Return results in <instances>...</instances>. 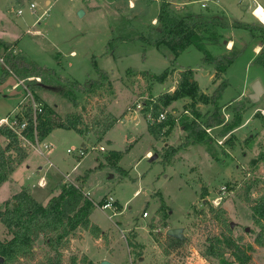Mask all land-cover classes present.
<instances>
[{
	"label": "rangeland",
	"instance_id": "rangeland-1",
	"mask_svg": "<svg viewBox=\"0 0 264 264\" xmlns=\"http://www.w3.org/2000/svg\"><path fill=\"white\" fill-rule=\"evenodd\" d=\"M202 1L170 0V3L177 11L208 10L264 27V0H209L208 8L202 7ZM161 2L0 0V38L13 42L16 53L28 62L53 68L59 74L58 78L44 74L40 81L21 79L14 73L9 76L0 84V120L10 112L21 117L31 100L39 97L42 105L51 106L60 119L72 113L82 114L86 133L83 137L74 129L59 128L42 142L31 141L25 146L31 155L29 164L34 169L42 168L35 169L33 174L29 172L24 179L25 170L21 169L17 176L43 202L69 183H83L84 192H90L89 197L96 202L92 218L106 229L101 227L103 234L96 238L79 227L66 251L67 261L75 256L77 264H99L101 259L116 264H219L204 249L209 244L208 237L223 230L222 221L209 210L214 206L225 209V219L236 239L255 246L251 264H264V246L255 243L260 227L253 219L252 209L264 194V117L258 113L252 119L255 109L252 104L256 102L246 97L250 96L255 80L264 86V66L257 63L251 47L245 48L230 64L226 72L228 85L220 99L223 123L207 127L210 130L205 136L207 141L184 145L188 132L180 119L165 127L166 132L156 139L148 130L149 117L141 109L134 112L138 101L145 102L143 97L157 99L163 92H171L178 84V69L191 68L205 92L212 94L215 90L214 66L203 61V53L197 47L187 48L172 64L170 55L142 40H120L108 45L117 36H155L152 27L158 25L154 17L160 12ZM31 3L36 4L34 10ZM80 10L84 11L82 16ZM225 34L237 47L255 44L247 32ZM4 55L5 48L0 44V57ZM4 65L0 60V72ZM97 68L110 74L109 84L100 91L85 94L74 89L70 98L62 90L67 83L60 76L84 83L88 78H97ZM166 69L168 76L158 82L155 76ZM247 104L250 105L243 117ZM166 109L177 110L178 114L189 109L191 115L183 117L191 120L196 116L208 118L214 106L191 99L186 103L175 101ZM237 109L240 124L226 133L235 122ZM131 113L132 117L126 119ZM108 114L123 115L126 122L117 121L99 141L94 132L100 127L94 120H105ZM249 117L252 120L247 129L237 131L241 121ZM1 140L6 146L8 141L3 137ZM38 142L43 149L46 142L54 144L50 157L37 148ZM83 143L89 148L86 155L80 156L77 151L84 147ZM100 145L106 149L100 150ZM178 147L181 148L171 162H164L166 148ZM69 148L73 152L69 153ZM112 150L122 152L117 165L124 172L112 167L108 160ZM154 154L158 157L151 161ZM42 178L46 179V187L39 186ZM7 192V185L0 188V201L7 197ZM110 195L117 200L116 211L101 207ZM4 203L0 209L5 208ZM174 227L183 228L185 238L184 244L176 249L169 246L167 235V230ZM10 237L0 222V239ZM44 246L41 238L36 244L38 258L44 255ZM226 256L233 259L229 253Z\"/></svg>",
	"mask_w": 264,
	"mask_h": 264
},
{
	"label": "trees",
	"instance_id": "trees-1",
	"mask_svg": "<svg viewBox=\"0 0 264 264\" xmlns=\"http://www.w3.org/2000/svg\"><path fill=\"white\" fill-rule=\"evenodd\" d=\"M167 0H162L161 9L157 17L158 25L153 28L155 36H117L112 37L108 43L112 46L116 41L142 40L145 44L155 46L166 56H171V63L190 46L197 47L203 53V61L214 66L218 74H226L230 64L242 53L243 48L234 47L231 51L214 55L209 50V45L220 41L222 30L229 28L245 29L250 32L251 37H260L264 42L263 24H255L240 20H231L223 14L201 13L190 10L177 11ZM0 44L5 48V65L0 72V84L7 81L13 73L21 79L41 77L47 74L50 77H59L53 68L30 63L26 58L15 52V44L0 38ZM257 63L264 66V48L256 58ZM97 78H88L84 83L70 80L63 75L60 78L64 84L65 94L71 98L74 89L85 94H93L100 91L109 84L110 74L107 70L97 68ZM168 76V69L156 75L158 82H163ZM39 85H45L39 82ZM228 85V79L222 81L211 95L201 91L198 81L194 77L192 69L180 72L178 85L173 92H163L155 101L145 100L142 109L143 115L147 118L152 113L154 118L169 107L173 102L191 98L200 100L214 106L213 114L206 119H199L198 116L189 120L187 116H181L180 121L188 132L187 142L184 145L203 143L207 133V127L217 126L223 123L221 118L220 99ZM38 102H42L37 97ZM241 109V108H240ZM235 122L227 129L228 133L240 124L241 114L237 109ZM24 118L28 120V127L24 134L30 141L38 139L43 141L54 129H74L81 136L86 134L82 125L83 115L72 113L63 119L58 118L56 111L51 106H44L43 112H38L35 122V111L30 102L24 112ZM118 119L113 114H108L105 120L95 119L94 123L100 127L98 132L99 141L103 139L117 123ZM176 122L175 117L168 113L162 122L155 120L148 122L149 132L159 139L166 132L168 125ZM88 129V126H86ZM225 133V134H226ZM8 143L3 145L1 138ZM183 145V146H184ZM178 148H166L164 162H171ZM29 156L28 150L22 145L19 135L7 125L0 126V187L11 177L16 168ZM108 157L112 167L124 172L118 162L121 160L122 152L112 150ZM117 165V166H116ZM84 184H63L61 191L52 196L44 204L31 195L26 188L12 196V200L5 201L4 209H0V222L8 229L11 237L7 240L0 239V264H77L75 256L66 258V251L70 248L71 238L79 227H82L96 238L103 234L102 228L90 218L95 208L94 200L85 195ZM206 193V190H203ZM253 219L260 227L255 238V243L264 246V194L252 205ZM209 210L215 213L217 219L223 224L220 233H214L208 237L209 244L205 246V254L217 258L219 264H251L252 253L255 246L252 243H242L233 236L231 224L225 219V209L211 206ZM43 238L44 255L38 258L36 244ZM169 246L176 249L182 246L185 238L180 239L168 236ZM137 245V244H135ZM230 254V260L226 255ZM141 256V254H139ZM141 264V263H139ZM165 264H171L169 262Z\"/></svg>",
	"mask_w": 264,
	"mask_h": 264
},
{
	"label": "crops",
	"instance_id": "crops-1",
	"mask_svg": "<svg viewBox=\"0 0 264 264\" xmlns=\"http://www.w3.org/2000/svg\"><path fill=\"white\" fill-rule=\"evenodd\" d=\"M47 1V0H46ZM169 3H170V0H167ZM202 1V0H201ZM203 2H206V7H204L203 5H202V7L203 8H208V7H210V4L208 3V2H210L209 0H203L201 3L203 4ZM172 3V2H171ZM170 3V4H171ZM185 4L186 3H188V2H184ZM258 5H263L262 3H258ZM171 6L172 7H174L175 8V6H173V4H171ZM198 12V11H197ZM201 13H210V12H208V10H206L205 12H202V11H200ZM158 14L159 13H157L156 14V17H154V20H155V23H156V21H157V17H158ZM216 14H218V13H216ZM229 19H231L230 17H228ZM232 20V19H231ZM244 22H246V21H244ZM247 22H250V21H247ZM264 23V22H263ZM157 26V24H153V27L152 28H154V27H156ZM226 31H243V32H247L248 33V35L249 36H251L250 35V32L248 31V30H245V29H238V28H229V29H225V30H222V32H221V38H220V41H218L216 44H213V45H209V50L216 56V55H219V54H223V53H226V52H228V51H231L234 47H236V48H243V50H242V52L244 51V49L245 48H247V47H251L252 49H253V52H254V54L255 55H259L260 54V52L262 51V49L264 48V42H263V39L262 38H260V37H256V38H253L252 39V41L255 43V44H244L243 45V47H237V45L232 41V39L231 38H226ZM156 34V33H155ZM3 39V38H2ZM5 40V39H4ZM6 41V40H5ZM8 42H10V41H8ZM152 46V45H151ZM153 47H155V46H153ZM156 48V47H155ZM156 49H158V48H156ZM159 50V49H158ZM16 52V51H15ZM3 57V56H2ZM1 58V57H0ZM4 62H5V56H4ZM175 63V62H174ZM174 63H172V64H174ZM174 68H176V67H174ZM170 69H172V68H170ZM186 69H191V68H186ZM186 69H178V71H179V73L178 74H180V72L181 71H183V70H186ZM214 70H215V68H214ZM194 77H195V73H194ZM226 78V74H218L217 73V71L215 70V72L212 74V81H213V83L215 84V89H216V87L219 85V83L222 81V78ZM195 79H196V77H195ZM197 80V79H196ZM198 81V80H197ZM256 81V80H255ZM254 81V82H255ZM177 83H178V80H177ZM199 83V82H198ZM178 85V84H177ZM177 85L176 86H174L173 87V89H172V91L171 92H173L175 89H176V87H177ZM200 86V85H199ZM264 87V86H263ZM200 89H201V91L203 92V93H205V94H208V95H211V94H209V93H207V92H205L202 88H201V86H200ZM253 91V90H252ZM251 91V92H252ZM251 92L249 93V95L251 94ZM246 97H248L249 98V100H251L250 99V97L249 96H246ZM152 98H155L156 99V97H152ZM117 99H118V97H117ZM191 100V98H188V97H186V98H183V99H179V100H177V101H179V102H182V103H186L187 101H190ZM238 100H241V98L240 99H237V101ZM116 101V100H115ZM259 102V103H258ZM112 104V103H111ZM227 104V103H226ZM225 105V104H224ZM249 105L250 104H247V107L245 108V110L243 111V114H242V116L244 117V113H245V111L248 109V107H249ZM252 105H254V107H255V109H254V111L252 112V115H251V117H253L252 119L254 120V118H255V116H256V114H258V113H262L263 114V117H264V92H263V94L260 96V99L256 102V103H254V104H252ZM112 112V111H111ZM135 113L137 112V111H134ZM138 114H139V112H138ZM113 115H115V114H113ZM132 113L131 114H129V115H126L125 117H126V119L127 118H131L132 116ZM116 116V115H115ZM130 116V117H129ZM117 117V119H118V122H126V119H123V115L121 116V117H118V116H116ZM242 117V118H243ZM251 117H249V118H247V119H245V120H242L241 122V125L239 126V127H237V131H242V132H244V130H246L247 128V125L250 123L249 121L250 120H252V119H250ZM147 120V119H146ZM117 122V123H118ZM148 122V121H147ZM116 123V124H117ZM115 124V125H116ZM115 125H114V127H115ZM113 127V128H114ZM112 128V129H113ZM57 129H59V128H57ZM57 129H54L46 138H49V136L50 135H52L54 132H55V130H57ZM111 129V130H112ZM110 132V131H109ZM108 134V133H107ZM106 134V135H107ZM106 135H104V136H106ZM42 142V141H41ZM46 143H49V144H51L52 146H53V148H52V150H50L49 152H47V153H44L47 157H50V155H51V153H52V151L54 150V144L53 143H51V142H46ZM87 144H85V143H83V146H86ZM30 158H31V155H29L24 161H23V163H21L17 168H16V170L14 171V173L11 175V177L9 178V180H7L1 187H3V186H5V185H7V189H8V192H7V197H5V199H3L2 201H0V204H2V203H4L6 200H8V199H11L12 198V196L14 195V194H16V193H18V192H20L22 189H24V188H26L27 190H29V192L31 193V195L33 196V197H35L34 195H33V189L31 188V187H29V186H26L25 185V183H24V181H20L19 180V178H18V176H17V174L19 173V171L21 170V169H24L25 171H24V177H23V179L26 177V178H28L29 177V175L30 174H33L34 172H35V169H41L42 167H37V168H32L31 166L32 165H30L29 164V162H30ZM51 164H52V161H51ZM78 165V164H77ZM76 165V166H77ZM29 172H30V174H29ZM78 175H80V174H78ZM40 181H42L43 183H45V185H40L39 184V186L41 187H46V179H41ZM87 184V183H86ZM0 187V188H1ZM85 188H86V185H85ZM52 196H54V195H51V194H49L46 198H45V203L43 202V201H40V200H38V201H40V202H42V203H44V204H46L48 201H49V199L52 197ZM93 212H94V210H93ZM93 212L91 213V215H90V218H91V220L93 221V222H95V223H97L96 221H94L93 220V218H92V215H93ZM100 227H102L99 223H97ZM102 228H104V227H102ZM104 229H106V228H104ZM101 260H103V259H101ZM108 260H110V259H108ZM113 262V261H112ZM115 263V262H114ZM116 264V263H115Z\"/></svg>",
	"mask_w": 264,
	"mask_h": 264
},
{
	"label": "built area",
	"instance_id": "built-area-1",
	"mask_svg": "<svg viewBox=\"0 0 264 264\" xmlns=\"http://www.w3.org/2000/svg\"><path fill=\"white\" fill-rule=\"evenodd\" d=\"M202 5H203L204 7H206L207 4H206V2H203ZM35 7H36V4H35V3H31L30 8H31L32 10H34ZM18 12H19V13H22V10H19ZM0 60H1V61H4V57L0 58ZM33 78L38 79L39 81L41 80L40 77H31V78H29V79H33ZM30 93H31V91H30ZM143 98L146 99V100H153V101H155V98H150V99H149L148 97H143ZM31 103H32V106H33L34 111H35V122H36V115H37L38 112H39V113H40V112H43V110H44V106L42 105V102H38V101L36 100V98L33 99V100H31ZM144 103H145V102H143V101H138V102L136 103V108H135L134 111H136V110H138V109H141V110H142L143 107H144ZM24 112H25V111H24ZM168 113H171V114L175 117L176 121H177V120L179 121V119L181 118V116H183V115H185V114H188V116L191 115L189 109H184V110H183L181 113H179V114H178L177 110H169V109H165L164 111H162V112L159 114V116H158L157 118H154L153 115H152V113H149V115H148V117H149V121H150V122H154L155 120H157V121H159V122H162V121H164V120L166 119ZM1 125H7V126H9L11 129H13V130L19 135V137H20V139H21V141H22V145H23V146H26L28 143L31 142V141L26 137V135L24 134V130L28 127V120H26V119L24 118V113H22V116L19 117L18 114H13V112H10L9 115H8L7 117L2 118V119L0 120V126H1ZM207 131L210 133V130H209V129H207ZM36 140L39 141L38 139H36ZM38 144H39V145H38L37 148H39L40 151H41V152H44V153L49 152V151L52 150V148H53V146H52L51 144H49V143H45V144H44V149L41 147V146H42L41 142H38ZM88 148H89L88 145H86V146H84V147H80V148L78 149V151H77V154L80 155V156H84V155H86V153H87V151H88ZM92 148H94V147H92ZM95 148H96V146H95ZM99 149H100V150H105L106 148H105V146L100 145V146H99ZM68 152H69V153L73 152V149H72V148H69V149H68ZM40 184H41V185H45V183H43L42 181H40ZM85 195L89 197L90 192H85ZM220 198H222V196H220ZM220 198H219V199H220ZM116 202H117V200L114 198V196L110 195V196L107 197V199H105L104 203L101 204V207H102L103 209H113V210L116 211L117 208H118ZM94 203H96V202H94ZM115 214H116V213H115ZM147 215H148V213L145 212L144 216H147Z\"/></svg>",
	"mask_w": 264,
	"mask_h": 264
},
{
	"label": "water",
	"instance_id": "water-1",
	"mask_svg": "<svg viewBox=\"0 0 264 264\" xmlns=\"http://www.w3.org/2000/svg\"><path fill=\"white\" fill-rule=\"evenodd\" d=\"M79 14H80V16H82L84 14V11L80 10ZM252 90L253 91L251 92L249 97H250L251 101L257 102L260 99V96L264 92V87H263V85H262L260 80H256L254 82ZM157 157H158V154H154L151 157V161L155 160ZM167 235L183 239L184 238L183 228H181V227L170 228V229L167 230ZM0 261H3L2 257L0 258ZM99 264H115V263L110 261V260H108V259H103V260H101L99 262Z\"/></svg>",
	"mask_w": 264,
	"mask_h": 264
},
{
	"label": "bare ground",
	"instance_id": "bare-ground-1",
	"mask_svg": "<svg viewBox=\"0 0 264 264\" xmlns=\"http://www.w3.org/2000/svg\"><path fill=\"white\" fill-rule=\"evenodd\" d=\"M262 21V20H261ZM262 22H264V21H262Z\"/></svg>",
	"mask_w": 264,
	"mask_h": 264
}]
</instances>
